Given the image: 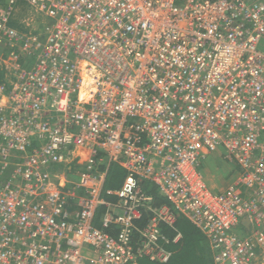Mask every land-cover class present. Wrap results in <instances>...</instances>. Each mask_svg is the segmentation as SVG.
Returning <instances> with one entry per match:
<instances>
[{"label":"built area","instance_id":"obj_1","mask_svg":"<svg viewBox=\"0 0 264 264\" xmlns=\"http://www.w3.org/2000/svg\"><path fill=\"white\" fill-rule=\"evenodd\" d=\"M178 216L211 264H264V0H6L0 264L166 263Z\"/></svg>","mask_w":264,"mask_h":264},{"label":"trees","instance_id":"obj_2","mask_svg":"<svg viewBox=\"0 0 264 264\" xmlns=\"http://www.w3.org/2000/svg\"><path fill=\"white\" fill-rule=\"evenodd\" d=\"M2 1L4 0H0V4ZM100 169L104 170L105 165H102ZM123 177V170L116 164H110L106 170L104 188L110 190L117 189ZM142 189L146 194L154 198L155 205L165 203L163 198L156 193L155 188L149 183H144ZM175 226L182 235L181 240L177 244L168 245V248L172 251V256L168 262L162 264H211L210 252L204 236L182 216L176 218ZM139 264L159 263L142 259L139 261Z\"/></svg>","mask_w":264,"mask_h":264},{"label":"crops","instance_id":"obj_3","mask_svg":"<svg viewBox=\"0 0 264 264\" xmlns=\"http://www.w3.org/2000/svg\"><path fill=\"white\" fill-rule=\"evenodd\" d=\"M222 151L219 150L218 152H215L210 155L211 158V164H203L202 166V173L203 177L205 179V182L207 186L215 192H222L227 184L229 183L227 179L219 178L217 177L218 173L222 172H228L227 176L232 177L233 173V166H231L229 163L223 160L221 157ZM226 177V175H225ZM231 179V178H230Z\"/></svg>","mask_w":264,"mask_h":264},{"label":"rangeland","instance_id":"obj_4","mask_svg":"<svg viewBox=\"0 0 264 264\" xmlns=\"http://www.w3.org/2000/svg\"><path fill=\"white\" fill-rule=\"evenodd\" d=\"M5 2H6V0H4V1H2L1 2V4H0V8L5 4ZM22 15H23V8H21V10L19 11V14L17 15L19 18L20 17H22ZM204 163L205 164H211L212 162H211V158H210V155L206 158V160L204 161ZM236 173V171L235 170H233V173H232V176L234 175ZM227 174H228V172H220V173H218V175H217V177H221V178H223V179H227V181L229 182L230 181V178H231V175H230V177H228L227 176ZM230 174V173H229ZM228 174V175H229ZM225 175H226V177H225ZM220 178V179H221Z\"/></svg>","mask_w":264,"mask_h":264}]
</instances>
